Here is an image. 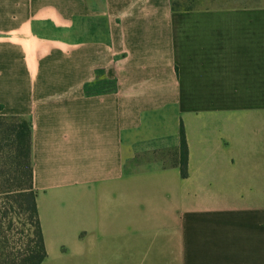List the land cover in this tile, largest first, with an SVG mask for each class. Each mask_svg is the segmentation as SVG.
Returning a JSON list of instances; mask_svg holds the SVG:
<instances>
[{
	"label": "crops",
	"instance_id": "crops-1",
	"mask_svg": "<svg viewBox=\"0 0 264 264\" xmlns=\"http://www.w3.org/2000/svg\"><path fill=\"white\" fill-rule=\"evenodd\" d=\"M180 1L0 0L41 264H264V0Z\"/></svg>",
	"mask_w": 264,
	"mask_h": 264
},
{
	"label": "trees",
	"instance_id": "trees-1",
	"mask_svg": "<svg viewBox=\"0 0 264 264\" xmlns=\"http://www.w3.org/2000/svg\"><path fill=\"white\" fill-rule=\"evenodd\" d=\"M31 132V124L25 119L0 116V158L7 161V169H0V264H41L48 256L33 186ZM186 161L187 147L182 132L183 175H186ZM17 206L31 221L26 238H11L15 219L12 213Z\"/></svg>",
	"mask_w": 264,
	"mask_h": 264
},
{
	"label": "rangeland",
	"instance_id": "rangeland-1",
	"mask_svg": "<svg viewBox=\"0 0 264 264\" xmlns=\"http://www.w3.org/2000/svg\"><path fill=\"white\" fill-rule=\"evenodd\" d=\"M199 1V2H227V1H263V0H182L180 1V7H188V2ZM7 165L6 159L0 158V169L5 170ZM15 216L13 220L11 238H18L19 236H28L31 229V221L27 213L25 214L23 209H20V206H17L15 211L12 213ZM22 233V234H21Z\"/></svg>",
	"mask_w": 264,
	"mask_h": 264
}]
</instances>
